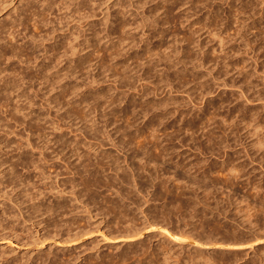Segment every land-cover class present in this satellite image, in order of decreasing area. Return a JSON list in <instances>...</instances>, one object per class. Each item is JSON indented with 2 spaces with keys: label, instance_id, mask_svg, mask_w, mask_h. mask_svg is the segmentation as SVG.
I'll return each instance as SVG.
<instances>
[{
  "label": "rangeland",
  "instance_id": "374dc122",
  "mask_svg": "<svg viewBox=\"0 0 264 264\" xmlns=\"http://www.w3.org/2000/svg\"><path fill=\"white\" fill-rule=\"evenodd\" d=\"M180 1L181 0H174V2L173 0H162V2L161 0H0V53L9 50L13 45L12 47L15 46V49L19 48V50L16 51H23V53H19V58L21 59L24 57V60L22 58L19 61L18 57L17 59H15L16 57L11 58L10 55H7L8 57L4 56L7 58L3 59L4 57H1L3 54H0L4 62L3 63L2 59H0V75L3 73L1 75L2 77L0 76V85H4L7 82H14V84H16L14 88L15 91H19L18 95L17 92L15 93L13 90L15 93V95H13V91H9L8 93V91L3 92L1 91L2 89H0V96H6L5 98H7L4 99V101L2 100L3 102L6 101L3 105L0 103V107L5 109L3 110L0 108V110L3 111H0V128L2 130L5 129L3 131L0 129V202H5L3 210V206H0V216H3L4 213L6 214L4 217L1 216L2 219L0 217V220H3V225L9 226V229L7 228L6 231L2 233L3 235L6 233L8 238L4 239V237H1L2 234L0 233V264H87V262L88 264H104V262L107 264L110 258H112L111 261L114 259L116 261H113L114 263L109 261L110 264H140L141 262V264H264V38L262 39V37H264V3L262 0H250L252 3L249 0H211V2H209L210 0H184L186 3H183V0L182 2ZM188 1H190L189 4ZM220 1H222V3H220ZM225 1L228 7L222 5L225 4ZM246 1L250 4L245 3ZM51 2L52 4L54 3V5H52ZM216 5L221 7L220 10ZM246 5H248L247 8ZM200 6L204 10L200 8ZM189 7L190 9L191 7L194 8L189 10ZM214 9L217 11V14ZM241 11H243V13ZM223 13L227 15L224 16ZM235 14L237 15L235 16ZM144 15H148L152 19L148 16V18L144 17ZM211 15H215L213 16L215 18L211 17ZM216 15L218 17H216ZM257 15L259 16L258 18ZM141 17L147 20H143ZM37 18L41 19L43 22ZM155 18H157L156 21L154 20ZM200 18L203 19L200 20ZM123 19L124 21H122ZM19 20L23 22L21 21L20 23ZM118 20H120V22H118ZM221 20L223 22H221ZM226 20L229 22L227 23ZM191 21L195 22L192 23ZM211 21H214V24L216 23L215 26ZM109 22L110 24H108ZM121 22L123 27L119 26ZM153 22H155L158 27H155L156 24ZM162 22L165 24V27L162 25ZM250 22L251 24H249ZM127 23L134 27L131 26L132 28H130ZM243 23L245 26L242 25ZM227 24L232 26L227 27ZM113 25L115 26L113 27ZM147 25L149 27H147ZM125 26L129 29H125ZM159 26H162L161 28L163 29ZM251 29H253V33ZM158 32H160L159 35ZM107 34H109V36H107ZM152 35L155 36L153 37ZM160 35H162V38ZM30 37L35 41H30ZM107 37L110 38L108 39ZM107 40L112 41L107 42ZM246 41H248V44H245L247 43ZM8 42L10 43L9 45ZM24 42L27 43L25 44ZM30 43H32V45ZM87 43H89V45H86ZM8 46L9 48L7 49ZM149 49L152 52H149ZM257 49L258 51H256ZM45 51H49L48 54H46L47 52ZM50 51L53 53L56 51V55L52 53L55 57ZM46 56H48L50 61ZM9 57L12 60L9 59ZM27 59H29V61ZM30 59H33L34 61H32L34 63H32ZM69 59L71 61H67ZM81 59L83 61L85 60L86 63L85 61L81 62ZM25 60L26 65L23 63ZM21 61L22 63L20 64ZM173 63H175V66ZM76 64L78 66H76ZM9 65L11 68L8 69V67H10ZM72 67H75L73 69L78 67V69L74 71ZM120 68L122 70H120ZM10 69H15L13 71L14 74ZM42 69L46 70L43 71ZM53 70L56 71L57 74H55ZM4 72H7L6 74L8 75ZM16 73L19 76L16 75ZM44 74H46V76L49 74L48 77L50 78L48 80L50 83L47 80L48 77L46 78ZM67 74H70L72 77ZM4 75L8 77H3ZM33 75L36 78H34ZM64 75L66 76L64 77ZM177 75L178 77H176ZM11 76L15 78L9 81L8 78H11ZM40 76L42 77L40 78ZM166 76L171 78L170 80L173 82L169 81ZM44 77L46 79L42 80ZM1 78L7 81L3 83L4 81H1ZM18 78L21 80H18ZM173 78L175 80L179 78L182 82H179L180 80L175 81ZM28 79L29 81H33L29 82ZM62 79H64V81ZM163 79H166L165 82ZM22 80L24 84L18 85L19 82L23 83L21 82ZM39 80H41V82ZM53 82L55 85H53ZM9 86L12 85H8L7 88ZM176 90L178 91L176 92ZM20 92H22V94L25 93L22 95ZM65 94L69 97H64ZM7 95H9V98ZM16 95H21L19 101ZM28 96L30 100L32 99L31 101L28 99ZM20 98H22L21 100L24 101V104ZM103 98L104 100L106 99V102L103 101ZM56 99H60V102L57 103ZM61 99H63L62 102ZM118 99H120V101ZM50 100L52 103L55 100L58 106L55 105V102L50 104L51 106H46L48 104L47 102L51 103ZM10 102L11 104H9ZM84 102L89 104L87 105ZM28 103L30 106H28L29 110L28 107H26ZM15 104H17V106ZM18 104L20 106L23 104V108L26 109L20 108ZM96 106H98V110L94 111ZM10 107L13 108L12 110L16 108V110L22 111L21 113L24 115L21 114L20 111H12ZM51 107L55 108L51 109ZM82 107H84V109ZM42 108L44 111L46 110L45 113H43V110H40ZM7 109L14 113L12 114V112ZM76 111H78L79 114ZM15 112L16 114L19 113L21 116L18 114L16 116ZM40 112L43 114L41 115ZM47 112L49 115H46ZM243 114H247L248 117ZM3 116H5V119ZM37 116L40 118H37ZM87 116L89 117L88 119ZM205 116L208 121L205 120ZM25 117L27 118L24 119ZM199 118L201 122L204 120L203 123L200 122ZM36 119L37 122L39 121L38 123L41 124H39L38 130L41 131L45 129L41 131L43 133H38L39 136L36 134V136L33 135V129L30 132L27 128L30 124L34 125L36 121L33 120ZM18 120L20 121L18 122ZM25 120L27 122H25ZM209 120H211V122ZM15 121L18 123H15ZM54 121L58 123H54ZM19 124L21 125L19 126ZM23 124L24 127H21ZM58 125L60 126L58 127ZM185 125L190 128H185ZM49 126H52V129H50ZM53 127L55 129H53ZM37 132L39 131L36 130V133ZM208 133H210L212 137H210ZM33 136H35L36 139ZM25 138L28 140V143L25 142L27 141ZM157 139L159 140L157 141ZM29 141L33 145L29 143ZM157 142L161 144L158 146V144H156ZM29 144H31L30 147L32 148L28 147ZM154 144H156L155 147ZM33 147L35 148L33 149ZM152 147H154L155 151L158 150L159 152L152 150ZM161 149L163 153H160L162 152ZM147 151L151 152L149 153ZM145 153L148 154L145 155ZM156 153L158 156H155ZM24 159L28 164L34 161L32 164L36 166L31 164L30 165L33 167L29 166L25 163ZM146 159L147 162H145ZM106 160L109 162L112 160L113 162L111 161V163L113 166L109 162L107 166ZM97 162L100 163L102 167ZM154 164L159 167L157 168ZM73 165L75 170L73 169ZM96 167L97 169L99 167L97 170L98 172L95 170ZM110 167L114 168L111 169ZM128 167L129 169H127ZM85 168H88L87 172ZM78 169L82 171L80 172ZM72 171L75 172V174ZM114 171L116 174L117 172L119 173L116 175ZM121 173L123 175H121ZM124 174H127V176H124ZM90 175L96 179L92 178ZM88 177L91 178L90 180L93 182L90 181ZM109 177L112 181H108L111 180ZM115 177H120L122 179L119 178V181ZM82 178L84 179L81 180ZM126 179H128L129 182ZM103 181L106 186L107 184L109 185L106 187ZM133 181L134 184H132ZM14 187L17 189L14 190ZM70 189H74L72 192L74 191L73 193L77 195L76 198L74 197L75 195L73 196V193H70ZM167 189L170 190L166 191ZM23 190L26 191L24 192ZM117 190L119 191L117 192ZM14 191L16 195L18 193L20 194L16 196ZM28 191L29 193L27 194ZM21 192L23 193L21 194ZM120 192L122 196H119L121 195ZM31 193H33V195ZM112 193H114V195ZM123 193L125 195L128 193V196H126L127 199L123 196ZM11 194L13 196H11ZM178 194L181 196H178ZM21 195L24 199L21 198ZM8 196L14 201L11 206V202L8 203L10 200ZM32 197H36V201L43 207H39L41 212H44L42 209H47V206L49 208L51 205L55 207L54 210L56 212L54 211L55 213L53 215L49 214L50 218L48 214H46L47 216L42 214L43 217L39 212L37 215H40V218L35 214L37 219L30 222H23V220H20L19 216H17L19 219L18 221H15V219H17L15 217V219L9 218L10 216H14V214L15 216L18 215V208H20L21 212H23L22 210L24 208V212L26 213L27 211L25 209L28 210V207L25 208L26 205L30 202L36 203L35 199ZM29 198L31 199L30 202L28 200ZM70 198L73 199L71 200ZM74 198L79 199L73 201ZM6 200L8 201L6 202ZM69 202L71 204H69ZM18 203L20 207H18ZM57 205L61 210L63 207L66 209L65 206L68 207L67 209H69V211L71 208L73 209H71V212L67 209V212L65 210L61 211L60 209L58 211V208H56ZM188 205H190V207ZM16 206L18 207L17 210ZM7 207L11 208L9 209ZM189 209L190 211H188ZM4 210L7 211V213ZM142 211H144L145 214H143L144 212ZM193 211L195 213H193ZM67 213L69 214L66 216ZM148 213L150 214L149 218L147 215ZM123 214L127 216H125L126 219ZM141 214H143V216ZM25 215L27 214H24V218H26ZM119 215L120 217L122 216V219L120 218L121 220L118 218ZM58 216L63 218L61 219ZM47 217L48 219L46 220L45 218ZM56 217H58V219ZM66 217H68V220ZM145 217H147V220ZM3 218H5L6 224H4L5 221ZM116 218L118 220H116ZM129 218L130 220L132 219L131 222ZM151 218L157 219H153L154 221L152 220L150 224ZM39 219L42 222L46 221V223L44 222L41 225ZM69 219L72 221L71 224ZM52 220H54L57 225L59 221H61L58 225L59 227L53 228V225L50 223L53 222ZM125 220H127V223L130 222L131 225L128 223L127 226ZM163 220H166L165 222L167 224ZM36 221H39L37 226H35V223H37ZM32 223H34V225ZM47 224H49V228ZM62 224L63 227L61 228ZM68 224L71 227L67 226ZM138 224H143V226ZM50 226L53 231L56 229L54 231L55 233L52 232ZM136 226L140 227L136 228ZM65 227H70L69 231ZM10 228L14 231L12 229L10 230ZM138 228L142 229L140 230ZM62 230L63 232L65 231V233H63ZM126 230L127 235L125 233ZM131 230L134 232L137 231V235L133 234L134 232ZM56 231L57 234L59 233L58 236L55 235ZM122 231L124 232L122 233ZM130 231L132 233L131 236ZM13 232L17 235L16 239H14L16 235L13 237V234H10ZM50 233L53 236L48 235ZM68 233H71V235L68 236ZM76 233H79L78 236L74 235ZM184 233L185 236H183ZM45 236L46 238H44ZM176 237L179 238L177 239ZM208 238H210L211 241ZM179 239L182 242H180ZM200 239L203 241V244ZM214 239L215 242H213ZM41 240L44 241L42 242ZM206 240L209 241V244H207L208 242ZM236 240H238V242ZM189 241H196V243L198 242L199 244L195 243L196 246L195 244L191 245ZM133 249L135 250L133 251ZM162 253L164 256L168 255L164 257ZM122 256L127 259L125 260ZM163 259L167 261L165 262ZM43 260L45 263H43ZM53 260H55V263ZM117 260H119V262Z\"/></svg>",
  "mask_w": 264,
  "mask_h": 264
},
{
  "label": "bare ground",
  "instance_id": "6f19581e",
  "mask_svg": "<svg viewBox=\"0 0 264 264\" xmlns=\"http://www.w3.org/2000/svg\"><path fill=\"white\" fill-rule=\"evenodd\" d=\"M50 1H51V0H50ZM71 1H72V0H71ZM176 1H177V0H176ZM183 1H184V0H183ZM192 1H193V0H192ZM192 1H191V2H192ZM207 1H208V0H207ZM215 1H216V0H215ZM226 1H227V0H226ZM226 1H225V4H222V5H226ZM232 1H233V0H232ZM237 1H238V0H237ZM249 1H250V0H249ZM61 2H62V1H61ZM81 2H82V1H81ZM83 2H84V1H83ZM161 2H162V0H161ZM165 2H166V1H165ZM167 2H168V1H167ZM171 2H172V1H171ZM173 2H174V0H173ZM180 2H182V0H181ZM189 2H190V1H188V4H189ZM209 2H211V0H210ZM234 2H235V1H234ZM250 2H251V1H250ZM253 2H254V1H253ZM256 2H257V1H256ZM256 2H255V4H256ZM262 2L264 3L263 0H262ZM183 3H186V1H184ZM220 3H222V1H220ZM242 3H243V2H242ZM245 3H249V2L246 1ZM251 3H252V2H251ZM259 3H260V2H259ZM51 4H52V2H51ZM79 4H80V3H79ZM94 4H95V3H94ZM163 4H164V3H163ZM168 4H169V3H168ZM172 4H173V3H172ZM179 4H180V3H179ZM190 4H192V3H190ZM193 4H194V3H193ZM208 4H209V3H208ZM211 4H212V3H211ZM213 4H214V3H213ZM216 4H217V3H216ZM239 4H240V3H239ZM249 4H250V3H249ZM253 4H254V3H253ZM255 4H254V5H255ZM52 5H54V3H53ZM52 5H51V6H52ZM55 5H56V4H55ZM62 5H63V4H62ZM74 5H75V4H74ZM83 5H84V4H83ZM176 5H177V4H176ZM186 5H187V4H186ZM217 5H218V4H217ZM217 5H216V6H217ZM258 5H259V4H258ZM258 5H257V6H258ZM260 5L262 6L261 3H260ZM47 6H48V4H47ZM92 6H93V5H92ZM94 6H95V5H94ZM166 6H167V5H166ZM182 6H183V5H182ZM190 6H191V5H190ZM193 6H194V5H193ZM216 6H215V7H216ZM226 6H227V5H226ZM237 6H238V5H237ZM247 6H248V5H246V8H247ZM263 6H264V5H263ZM263 6H262V7H263ZM49 7H50V5H49ZM86 7H87V6H86ZM194 7H196V6H194ZM194 7H191V9L194 8ZM197 7H199V6H197ZM217 7H219V6H217ZM227 7H228V6H227ZM241 7H242V6H241ZM252 7H253V6H252ZM252 7H251V8H252ZM259 7H260V6H259ZM74 8H75V7H74ZM79 8H80V7H79ZM81 8H84V7H81ZM181 8H182V7H181ZM200 8H202V7L200 6ZM220 8H221V7H219V10H220ZM242 8H243V7H242ZM246 8H245V9H246ZM87 9H88V8H87ZM191 9H190V7H189V10H191ZM196 9H197V8H196ZM202 9H203V8H202ZM202 9H201V10H202ZM222 9H223V8H222ZM222 9H221V10H222ZM226 9H227V8H226ZM235 9H236V8H235ZM238 9H239V7H238ZM238 9H237V10H238ZM240 9H241V8H240ZM249 9H250V7H249ZM257 9H258V8H257ZM74 10H75V9H74ZM77 10H78V9H77ZM157 10H158V9H157ZM157 10H156V11H157ZM203 10H204V9H203ZM209 10H210V8H209ZM214 10H215V9H214ZM227 10H228V9H227ZM250 10H251V9H250ZM261 10H262V9H261ZM43 11H44V10H43ZM82 11H85V10H82ZM156 11H155V12H156ZM238 11H240V10H238ZM238 11H237V12H238ZM253 11H254V9H253ZM259 11H260V10H259ZM259 11H258V12H259ZM78 12H79V11H78ZM157 12H158V11H157ZM210 12H211V11H210ZM215 12H216V14H217V11H216V10H215ZM215 12H213V13H215ZM218 12H219V11H218ZM223 12H224V10H223ZM228 12H229V11H228ZM241 12L243 13V11H241ZM241 12H240V13H241ZM244 12H245V11H244ZM261 12H262V11H261ZM263 12H264V9H263ZM41 13H42V12H41ZM115 13H116V12H115ZM219 13H220V12H219ZM224 13H225V12H224ZM224 13H223V14H224ZM226 13H227V12H226ZM229 13H230V12H229ZM249 13H250V12H249ZM42 14H43V13H42ZM117 14H118V13H117ZM149 14H150V13H149ZM149 14H148V15H149ZM153 14H155V13H153ZM202 14H203V13H202ZM252 14H253V13H252ZM256 14H257V13H256ZM261 14H262V13H261ZM108 15H109V14H108ZM118 15H119V14H118ZM122 15H123V14H122ZM148 15H146V16L144 15V17H147ZM160 15H161V14H160ZM194 15H195V14H194ZM203 15H204V14H203ZM225 15H227V14H224V16H225ZM230 15H231V13H230ZM236 15H237V14H235V16H236ZM250 15H251V13H250ZM262 15H263V14H262ZM113 16L115 17L114 14H113ZM151 16H152V15H151ZM158 16H159V15H158ZM213 16H215V15H211V17H213ZM220 16H221V14H220ZM238 16H239V15H238ZM244 16H245V15H244ZM21 17H22V16H21ZM27 17H28V16H27ZM39 17H40V16H39ZM120 17H121V16H120ZM131 17H132V16H131ZM148 17L150 18V16H148ZM148 17H147V18H148ZM153 17H156V16H153ZM160 17H162V16H160ZM205 17H206V16H205ZM205 17H204V18H205ZM216 17H218V16L216 15ZM228 17H229V14H228ZM249 17H251V16H249ZM258 17H259V16L257 15V18H258ZM141 18H142V17H141ZM174 18H175V17H174ZM213 18H215V17H213ZM213 18H212V20H213ZM225 18H227V17H225ZM231 18H232V16H231ZM237 18H238V17H237ZM261 18H262V17H261ZM37 19H39V18H37ZM42 19H43V18H42ZM142 19H143V18H142ZM142 19H141V20H142ZM150 19H152V18H150ZM156 19H157V18H155L154 20L156 21ZM202 19H203V18H202ZM202 19L200 18V20H202ZM29 20H30V19H29ZM39 20H41V19H39ZM44 20H45V18H44ZM105 20H107V19H105ZM143 20H147V19L144 18ZM158 20H159V17H158ZM160 20H161V19H160ZM162 20H163V19H162ZM179 20H180V19H179ZM207 20H208V19H207ZM214 20H215V19H214ZM230 20H231V19H230ZM232 20H233V19H232ZM250 20H251V19H250ZM261 20H263V19H261ZM19 21H20V20H19ZM21 21H22V20H21ZM21 21H20V23H21ZM25 21H26V20H25ZM25 21H24V23H25ZM41 21H42V20H41ZM122 21H124V19H123ZM125 21H126V20H125ZM150 21H153V20H150ZM205 21H206V20H205ZM216 21H217V19H216ZM226 21H227V20H226ZM226 21H225V22H226ZM248 21H249V20H248ZM253 21H254V20H253ZM14 22H15V21H14ZM22 22H23V21H22ZM42 22H43V21H42ZM104 22H105V21H104ZM118 22H120V20H118ZM126 22H127V21H126ZM126 22H125V23H126ZM129 22H130V21H129ZM141 22H143V21H141ZM146 22H147V21H146ZM158 22H159V21H158ZM191 22H192V21H191ZM191 22H190V23H191ZM193 22H195V21H193ZM193 22H192V23H193ZM202 22H204V21H202ZM211 22H212V21H211ZM213 22H214V21H213ZM213 22H212V23H213ZM221 22H223V21L221 20ZM228 22H229V21H227V23H228ZM236 22H237V21H236ZM254 22H255V21H254ZM260 22H261V21H260ZM20 23H19V24H20ZM35 23H36V22H35ZM133 23H134V22H133ZM153 23H155V22H153ZM178 23H179V22H178ZM180 23H181V22H180ZM187 23H188V22H187ZM192 23H191V24H192ZM217 23H218V22H217ZM238 23H239V22H238ZM246 23H247V22H246ZM13 24H14V23H13ZM104 24H105V23H104ZM108 24H110V22H109ZM108 24H107V25H108ZM121 24H122V22L119 24L120 27L122 26ZM127 24H128V23H127ZM131 24H132V23H131ZM139 24H140V23H139ZM146 24H147V23H146ZM155 24H156V23H155ZM181 24H182V23H181ZM183 24H184V23H183ZM194 24H195V23H194ZM207 24H208V22H207ZM207 24H206V25H207ZM213 24H214V23H213ZM215 24H216V23H215ZM215 24H214V26H215ZM230 24H231V23H230ZM236 24H237V23H236ZM249 24H251V22H250ZM4 25H5V24H4ZM11 25H12V24H11ZM17 25H18V24H17ZM24 25H25V24H24ZM128 25H129L130 28H132L131 26H133V25L130 26V24H128ZM134 25H135V23H134ZM140 25H141V24H140ZM143 25H144V24H143ZM143 25H142V26H143ZM149 25H150V24H149ZM158 25H159V24H158ZM160 25H161V24H160ZM162 25H164V27H165V24H164L163 22H162ZM198 25H199V24H198ZM202 25H203V23H202ZM211 25H212V24H211ZM227 25H228L227 27L232 26V25H229V24H227ZM242 25L245 26L244 23H243ZM255 25H256V24H255ZM255 25H254V26H255ZM261 25H262V24H261ZM19 26H20V25H19ZM114 26H115V25H113V27H114ZM116 26H117V25H116ZM126 26H127V25H126ZM126 26H125V27H126ZM138 26H139V25H138ZM142 26H141V27H142ZM150 26H151V25H150ZM156 26H157V24L155 25V27H156ZM236 26H237V25H236ZM240 26H241V25H240ZM240 26H239V27H240ZM256 26H257V25H256ZM122 27H123V26H122ZM127 27H128V26H127ZM127 27H126L125 29H129V28H127ZM133 27H134V26H133ZM147 27H149V26L147 25ZM151 27H152V26H151ZM155 27H154V28H155ZM157 27H158V26H157ZM159 27H160V26H159ZM161 27H162V26H161ZM161 27H160V28H161ZM218 27H219V26H218ZM10 28H11V27H10ZM15 28H16V27H15ZM18 28H19V27H18ZM213 28H214V27H213ZM215 28H216V27H215ZM220 28H221V27H220ZM222 28H223V26H222ZM248 28H249V27H248ZM250 28H252V27H250ZM260 28H261V27H260ZM111 29H112V28H111ZM150 29H151V28H150ZM161 29H163V28H161ZM237 29H238V28H237ZM261 29H262V28H261ZM123 30H124V28H123ZM146 30H147V28H146ZM156 30H157V28H156ZM156 30H155V31H156ZM238 30H239V29H238ZM251 30H252V33H253V29H251ZM251 30H250V31H251ZM263 30H264V29H263ZM17 31H18V30H17ZM17 31H16V32H17ZM40 31H41V30H40ZM43 31H44V30H43ZM152 31H153V30H152ZM239 31H240V30H239ZM127 32H128V31H127ZM148 32H149V30H148ZM259 32H261V31H259ZM14 33H15V32H14ZM110 33H111V32H110ZM110 33H109V34H110ZM112 33H113V31H112ZM159 33H160V32H158V35H159ZM163 33H164V32H163ZM243 33H244V32H243ZM17 34H18V33H17ZM109 34H107V36H109ZM151 34H153V33H151ZM250 34H251V33H250ZM254 34H255V33H254ZM259 34H260V33H259ZM262 34H263V32H262ZM24 35H25V34H24ZM30 35H31V34H30ZM147 35H148V34H147ZM147 35H146V36H147ZM149 35H150V34H149ZM246 35H247V34H246ZM26 36H27V35H26ZM26 36H25V37H26ZM39 36H40V35H39ZM110 36H111V35H110ZM152 36L154 37L155 35H152ZM160 36H161V38H162V35H160ZM249 36H250V35H249ZM25 37H24V38H25ZM31 37H32V36H31ZM31 37H30V39H29L30 41L33 39V37H32V39H31ZM148 37H149V36H148ZM261 37H262V36H261ZM12 38H13V37H12ZM27 38H28V37H27ZM107 38H108V37H107ZM109 38H110V37H109ZM109 38H108V39H109ZM113 38H114V37H113ZM145 38H146V37H145ZM156 38H157V36H156ZM237 38H238V37H237ZM253 38H254V37H253ZM263 38H264V37H262V39H263ZM34 39H35V37H34ZM40 39H41V38H40ZM45 39H46V38H45ZM149 39H150V37H149ZM221 39H222V38H221ZM11 40H13V39H11ZM141 40H143V39H141ZM254 40H255V39H254ZM263 40H264V39H263ZM20 41H21V40H20ZM30 41H29V42H30ZM32 41L34 42L35 40H32ZM42 41H43V40H42ZM108 41H110V40H107V42H108ZM111 41H112V40H111ZM111 41H110V42H111ZM147 41H148V40H147ZM149 41H150V40H149ZM240 41H241V40H240ZM251 41H252V40H251ZM9 42H10V41H9ZM9 42H8V45L10 44ZM13 42H14V41H13ZM16 42H17V41H16ZM86 42H87V41H86ZM117 42H118V41H117ZM143 42H144V41H143ZM145 42H146V41H145ZM220 42H222V41H220ZM234 42H235V41H234ZM246 42H247V43H245V44H248V41H246ZM249 42H250V41H249ZM6 43H7V42H6ZM17 43H18V42H17ZM24 43H25V42H24ZM26 43H27V42H26ZM26 43H25V44H26ZM35 43H36V42H35ZM112 43H113V42H112ZM147 43H149V42H147ZM147 43H146V44H147ZM236 43H237V42H236ZM242 43H243V42H242ZM250 43H252V42H250ZM253 43H254V42H253ZM260 43H261V42H260ZM14 44H15V43H14ZM30 44L32 45V43H30ZM30 44H29V45H30ZM90 44H91V43H90ZM105 44H106V43H105ZM245 44H244V45H245ZM254 44H255V43H254ZM27 45H28V44H27ZM68 45H70V44H68ZM71 45H72V44H71ZM86 45H89V43H87ZM97 45H98V44H97ZM115 45H116V44H115ZM115 45H114V46H115ZM255 45H256V44H255ZM263 45H264V43H263ZM0 46H1V45H0ZM2 46H3V45H2ZM6 46H7V45H6ZM12 46H13V45H12ZM12 46L10 47L9 50L4 51L3 53H0V54H3V55H1V57L7 56V55L9 56V55H10L11 58H12V57H16L15 59H17V57H18V60H19V61H20L22 58H23V60H24V57H22L21 59L19 58V55H20L21 53H23V51H22V50H20V51H22V52H18V51H16V50H19V48H18L19 46L17 47L18 49H15V46H14V47H12ZM65 46H66V45H65ZM74 46H75V45H74ZM146 46H147V45H146ZM245 46H246V45H245ZM248 46H249V45H248ZM256 46H257V45H256ZM3 47H4V46H3ZM21 47H22V46H21ZM26 47H28V46H26ZM35 47H36V46H35ZM66 47H67V46H66ZM81 47H82V46H81ZM253 47H254V46H253ZM263 47H264V46H263ZM8 48H9V46L7 47V49H8ZM67 48H68V47H67ZM75 48H76V47H75ZM256 48H257V47H256ZM256 48H255V49H256ZM258 48H259V47H258ZM0 49H1V47H0ZM22 49H24V48H22ZM57 49H58V48H57ZM57 49H56V50H57ZM97 49H98V48H97ZM249 49H250V48H249ZM260 49H261V48H260ZM2 50H3V48H2ZM2 50H1V51H2ZM30 50H31V49H30ZM51 50H52V49H51ZM104 50H105V49H104ZM113 50H114V49H113ZM151 50H152V48H151ZM151 50L149 49V52H150ZM26 51H27V50H26ZM57 51H58V50H57ZM76 51H78V50H76ZM79 51H80V50H79ZM114 51H115V50H114ZM252 51H253V50H252ZM256 51H258V49H257ZM256 51H255V53H256ZM45 52H47L46 54H48L49 51H45ZM65 52H66V51H65ZM151 52H152V51H151ZM19 53H20V54H19ZM26 53H27V52H26ZM26 53H25V54H26ZM29 53H30V52H29ZM50 53L52 54L53 52L50 51ZM54 53H55V55H56V51H55ZM54 53H53V54H54ZM66 53H67V52H66ZM73 53H74V52H73ZM94 53H95V52H94ZM103 53H104V52H103ZM105 53H106V52H105ZM115 53H116V52H115ZM117 53H118V52H117ZM255 53H253V54H255ZM261 53H262V52H261ZM32 54H33V53H32ZM53 54H52V55H53ZM68 54H69V53H68ZM79 54H80V53H79ZM119 54H120V53H119ZM30 55H31V54H30ZM33 55H34V54H33ZM33 55H32V58H33ZM66 55H67V54H66ZM73 55H74V54H73ZM86 55H87V54H86ZM112 55H113V54H112ZM158 55H159V54H158ZM262 55H263V54H262ZM8 56H7V57H8ZM23 56H27V55H23ZM44 56H45V55H44ZM53 56H54V55H53ZM79 56H80V55H79ZM82 56H83V55H82ZM151 56H152V55H151ZM156 56H157V55H156ZM250 56H251V55H250ZM1 57H0V59H2ZM7 57H4L3 59H6ZM20 57H21V56H20ZM30 57H31V56H30ZM46 57L48 58V56H46ZM49 57H50V54H49ZM54 57H55V56H54ZM64 57H65V56H64ZM64 57H63V58H64ZM74 57H75V56H74ZM76 57H77V54H76ZM109 57H110V55H109ZM119 57H120V56H119ZM251 57H252V56H251ZM251 57H250V58H251ZM255 57H256V55H255ZM11 58L9 57V59H11ZM25 58H26V57H25ZM28 58H29V56H28ZM42 58H43V57H42ZM52 58H53V57H52ZM252 58H254V57H252ZM263 58H264V55H263ZM3 59H2V62H3ZM13 59H14V58H13ZM35 59H36V58H35ZM54 59H57V58H54ZM60 59H61V57H60ZM67 59H68V58H67ZM71 59H72V58H71ZM73 59H75V58H73ZM84 59H85V58H84ZM113 59H114V58H113ZM151 59H152V57H151ZM159 59H161V58H159ZM159 59H158V60H159ZM259 59H260V56H259ZM11 60H12V59H11ZM27 60L29 61V59H27ZM30 60H31V59H30ZM32 60H33V59H32ZM32 60H31V61H32ZM42 60H43V59H42ZM48 60L50 61L49 58H48ZM64 60H65V59H64ZM77 60H78V58H77ZM79 60H80V59H79ZM101 60H102V59H101ZM111 60H112V59H111ZM202 60H203V59H202ZM257 60H258V59H257ZM7 61H8V60H7ZM15 61H16V60H15ZM33 61H34V60H33ZM33 61H32V63H34ZM44 61H45V60H44ZM44 61H43V62H44ZM56 61H58V60H56ZM56 61H55V62H56ZM67 61H71V60L69 59V60H67ZM84 61H85V60H84ZM84 61L81 59V62H84ZM103 61H104V60H103ZM43 62H42V63H43ZM51 62H52V59H51ZM173 62H174V61H173ZM188 62H189V61H188ZM196 62H197V61H196ZM201 62H203V61H201ZM3 63H4V62H3ZM11 63H12V62H11ZM11 63H10V64H11ZM21 63H22V61L20 62V64H21ZM23 63L25 64V63H26V60H25V62H23ZM29 63H31V62H29ZM29 63H28V65H29ZM32 63H31V64H32ZM42 63H41V64H42ZM85 63H86V61H85ZM186 63H187V62H186ZM189 63H190V62H189ZM221 63H222V62H221ZM20 64H19V65H20ZM37 64H38V63H37ZM68 64H69V63H68ZM71 64H72V63H71ZM71 64H70V65H71ZM79 64H80V63H79ZM173 64H174V66H175V63H173ZM182 64H183V63H182ZM194 64H195V63H194ZM205 64H206V63H205ZM223 64H224V63H223ZM3 65H4V64H3ZM6 65H7V64H6ZM19 65H18V66H19ZM25 65H26V64H25ZM64 65H65V64H64ZM82 65H83V63H82ZM82 65H81V66H82ZM84 65H85V64H84ZM117 65H118V64H117ZM168 65H169V64H168ZM183 65H184V64H183ZM190 65H191V64H190ZM4 66H5V65H4ZM9 66H10V65H9ZM15 66H16V65H15ZM35 66H36V65H35ZM37 66H38V65H37ZM45 66H46V65H45ZM47 66H48V65H47ZM50 66H51V65H50ZM50 66H49V67H50ZM68 66H69V65H68ZM68 66H67V68H68ZM76 66H78V65L76 64ZM149 66H150V65H149ZM174 66H172V67H174ZM79 67H80V66H79ZM166 67H167V66H166ZM176 67H177V66H176ZM202 67H203V66H202ZM6 68H7V67H6ZM9 68H11V66L8 67V69H9ZM29 68H30V67H29ZM39 68H40V67H39ZM47 68H48V67H47ZM67 68H66V69H67ZM70 68H71V67H70ZM73 68H75V67H72V69H73ZM81 68H82V67H81ZM90 68H91V67H90ZM12 69H13V68H12ZM48 69H49V68H48ZM51 69H52V67H51ZM72 69H71V70H72ZM76 69H78V67H76ZM76 69H73V70L75 71ZM79 69H80V68H79ZM166 69H167V68H166ZM172 69H174V68H172ZM241 69H242V68H241ZM10 70H11V69H10ZM14 70H15V69H14ZM14 70H11V72L13 73ZM42 70H43V69H42ZM45 70H46V69H45ZM45 70H43V71H45ZM56 70H57V69H56ZM71 70H70V71H71ZM80 70H81V69H80ZM80 70H79V72H80ZM120 70H122V69L120 68ZM1 71H2V69H1ZM4 71H5V70H4ZM16 71H17V69H16ZM24 71H25V70H24ZM66 71H68V70H66ZM149 71H150V70H149ZM166 71H167V70H166ZM173 71H174V70H173ZM176 71H178V70H176ZM179 71H180V70H179ZM11 72H10V73H11ZM48 72H49V71H48ZM53 72H55V74H57L56 71L53 70ZM71 72H72V71H71ZM76 72H77V71H76ZM76 72H74V73H76ZM182 72H183V71H182ZM4 73H5V72H4ZM6 73H7V72H6ZM6 73H5V74H6ZM12 73H11V75H12ZM18 73H20V72H18ZM25 73H26V72H25ZM31 73H32V72H31ZM42 73H44V72H42ZM68 73H69V72H68ZM74 73H73V75H74ZM77 73H78V72H77ZM147 73H148V72H147ZM160 73H161V71H160ZM173 73H174V72H173ZM194 73H195V72H194ZM2 74H3V73H2ZM2 74H1V75H2ZM13 74H14V73H13ZM26 74H27V73H26ZM38 74H40V73H38ZM38 74H37V75H38ZM65 74H66V73H65ZM149 74H150V73H149ZM157 74H158V73H157ZM1 75H0V76H1ZM6 75H8V74H6ZM16 75H18V74L16 73ZM34 75H35V74H34ZM34 75H33V76H34ZM37 75H36V76H37ZM44 75L46 76V74H44ZM67 75H70V74H67ZM143 75H144V74H143ZM175 75H176V74H175ZM178 75H179V74H178ZM178 75H177L176 77H178ZM181 75H182V74H181ZM183 75H184V73H183ZM14 76H15V75H14ZM14 76H11V78H12V77H13V78H12V79H11V78H8V80L11 81V80H13L15 77H17V76H15V77H14ZM18 76H19V75H18ZM24 76H25V75H24ZM29 76H30V75H29ZM31 76H32V75H31ZM38 76H39V75H38ZM48 76H49V74H48ZM48 76H46V78H47ZM65 76H66V75H64V77H65ZM70 76H71V75H70ZM70 76H69V77H70ZM167 76H169V75H167ZM167 76H166V77H167ZM179 76H180V75H179ZM200 76H201V75H200ZM246 76H247V75H246ZM1 77H2V76H1ZM3 77H8V76H5V75H4ZM9 77H10V74H9ZM20 77H22V76H20ZM20 77H19V78H20ZM41 77H42V76H40V78H41ZM71 77H72V76H71ZM71 77H70V78H71ZM119 77H120V76H119ZM121 77H122V76H121ZM160 77H161V76H160ZM171 77H172V76H171ZM242 77H243V76H242ZM19 78H18V80H21V79H19ZM23 78H24V77H23ZM26 78H27V76H26ZM30 78H31V77H30ZM32 78H33V77H32ZM34 78H36V77L34 76ZM46 78L44 77L42 80H45ZM49 78H50V77H48L47 80H48ZM67 78H68V76H67ZM167 78H168V77H167ZM174 78H175V77H174ZM174 78H173V79H174ZM187 78H188V77H187ZM198 78H199V77H198ZM2 79H3V78H1V81H4V80H2ZM6 79H7V78H6ZM16 79H17V78H16ZM55 79H58V78H55ZM55 79H54V80H55ZM120 79H121V78H120ZM168 79H169V81H172V80H170L171 78H168ZM175 79H177V78H175ZM175 79H174V80H175ZM181 79H182V78H181ZM184 79H185V78H184ZM195 79H196V78H195ZM25 80H26V79H25ZM47 80H46V81H47ZM62 80L64 81V79H62ZM161 80H162V79H161ZM163 80H164V79H163ZM165 80H166V79H165ZM165 80H164V82H165ZM178 80H180V79L178 78ZM178 80H175V81H178ZM196 80H197V79H196ZM246 80H247V79H246ZM6 81H7V80H5L3 83H5ZM28 81H29V79H28ZM31 81H33V80H31ZM31 81H29V82H31ZM39 81L41 82V80H39ZM125 81H126V80H125ZM159 81H160V80H159ZM192 81H193V80H192ZM194 81H195V80H194ZM17 82H18V81H17ZM21 82H23V80H22ZM25 82H27V81H25ZM29 82H28V83H29ZM42 82H43V81H42ZM48 82H49V80H48ZM162 82H163V81H162ZM172 82H173V81H172ZM179 82H182V81L180 80ZM249 82H250V81H249ZM0 83H1V82H0ZM7 83H9V82H7ZM7 83H5L6 85H5V84H4V85H0V86L2 87V88L0 87V89H2L1 91H3V92H7V91H8V93H9V91H10V92H12L13 90L15 91L14 88L16 87V84H14V82L9 83V84H7ZM46 83H47V82H46ZM46 83H45V84H46ZM49 83H50V82H49ZM51 83H52V82H51ZM57 83H58V82H57ZM169 83H171V82H169ZM184 83H185V82H184ZM192 83H193V82H192ZM19 84H24V82H23V83H20V82H19L18 85H19ZM47 84H48V83H47ZM121 84H122V83H121ZM121 84H120V85H121ZM8 85H12V86H9V87L7 88ZM53 85H55L54 82H53ZM168 85H169V84H168ZM185 85H186V84H185ZM21 86H22V85H21ZM21 86H20V87H21ZM48 86H49V85H48ZM48 86H47V87H48ZM60 86H61V85H60ZM60 86H59V87H60ZM63 86H64V85H63ZM121 86H122V85H121ZM172 86H173V85H172ZM182 86H183V85H182ZM25 87H26V86H25ZM52 87H53V86H52ZM185 87H186V86H185ZM205 87H206V86H205ZM17 88L20 89L19 87H17ZM22 88H23V87H22ZM56 88H57V87H56ZM56 88H55V89H56ZM60 88H61V87H60ZM67 88H68V87H67ZM173 88H174V87H173ZM194 88H195V87H194ZM197 88H198V87H197ZM26 89H28V88H26ZM26 89H25V90H26ZM51 89H53V88H51ZM55 89H54V90H55ZM65 89H66V87H65ZM16 90H17V89H16ZM54 90H53V91H54ZM56 90H57V89H56ZM60 90H61V89H60ZM60 90H59V91H60ZM174 90H175V89H174ZM194 90H196V89H194ZM14 91L12 92L13 95H15L16 92H17V94L19 95V93H18L19 91H18V90L15 91V93H14ZM27 91H28V90H27ZM53 91H51V92H53ZM68 91H69V90H68ZM171 91H172V90H171ZM177 91H178V90H176V92H177ZM61 92H62V90H61ZM64 92H65V91H64ZM187 92H188V91H187ZM12 93H11V94H12ZM20 93L22 94V92H20ZM24 93H25V92H24ZM24 93H23V94H24ZM26 93H27V92H26ZM34 93H35V92H34ZM57 93H58V92H57ZM57 93H56V94H57ZM59 93H60V92H59ZM62 93H63V92H62ZM168 93H169V92H168ZM188 93H189V92H188ZM199 93H200V92H199ZM201 93H202V92H201ZM11 94H10V95H11ZM23 94H22V95H23ZM28 94H29V93H28ZM28 94H27V95H28ZM60 94H61V93H60ZM60 94H59V95H60ZM63 94H64V93H63ZM68 94H69V93H68ZM101 94H102V93H101ZM104 94H105V93H104ZM120 94H121V93H120ZM255 94H256V93H255ZM2 95H4V94H2ZM18 95H16V96H18ZM51 95H52V94H51ZM57 95H58V94H57ZM61 95H62V94H61ZM69 95H70V94H69ZM222 95H223V94H222ZM256 95H257V94H256ZM258 95H259V94H258ZM8 96H9V95H7V97H8ZM16 96H15V97H16ZM20 96H21V95H20ZM20 96H18V99L16 98L18 101H19V97H20ZM45 96H46V94H45ZM66 96H68V95L65 94L64 97H66ZM70 96H71V95H70ZM218 96H219V95H218ZM5 97H6V96H4V97H1V96H0V101H2V100L4 101V99H7V98H5ZM26 97H27V96H26ZM32 97H33V96H32ZM37 97H38V96H37ZM51 97H52V96H51ZM55 97H56V95H55ZM55 97H54V98H55ZM58 97H59V96H58ZM62 97H63V96H62ZM68 97H69V96H68ZM103 97H104V95H103ZM130 97H131V96H130ZM221 97H222V96H221ZM256 97H257V96H256ZM8 98H9V97H8ZM10 98H11V97H10ZM48 98H49V97H48ZM54 98H53V99H54ZM56 98H57V97H56ZM60 98H61V97H60ZM66 98H67V97H66ZM66 98H64V99H66ZM166 98H167V97H166ZM217 98H218V97H217ZM16 99H15V100H16ZM21 99H22V98H20V100H21ZM23 99H24V98H23ZM26 99H27V98H26ZM28 99H29V96H28ZM42 99H43V98H42ZM46 99H47V98H46ZM49 99H50V98H49ZM51 99H52V98H51ZM86 99H87V98H86ZM257 99H258V98H257ZM257 99H256V100H257ZM15 100H14V101H15ZM29 100H30V99H29ZM31 100H32V99H31ZM31 100H30V101H31ZM56 100H57V99H56ZM59 100H60V99H59ZM59 100H57L56 102L59 103V102H60ZM62 100H63V99H61V102H62ZM98 100H99V99H98ZM98 100H97V101H98ZM118 100L120 101V99H118ZM260 100H261V99H260ZM3 101H2V102H3ZM9 101H10V100H9ZM9 101H7V102H9ZM21 101H23V100H21ZM21 101H20V102H21ZM50 101H51V100H50ZM65 101H66V100H65ZM78 101H79V100H78ZM88 101H89V100H88ZM103 101L106 102V99L104 100V98H103ZM168 101H169V100H168ZM201 101H202V100H201ZM2 102H0V103L3 105L6 101L3 102V103H2ZM16 102H17V101H16ZM26 102H27V101H26ZM54 102H55V100H54ZM54 102H53V103H54ZM56 102H55V105H56ZM63 102H64V101H63ZM89 102H90V101H89ZM98 102H100V101H98ZM107 102H108V101H107ZM175 102H176V101H175ZM213 102H214V101H213ZM12 103H13V102H12ZM17 103H18V102H17ZM21 103H22V102H21ZM47 103H48V104H47L46 106H48V105H50V104H53L52 101H51V103H49V102H47ZM68 103H69V101H68ZM79 103H80V102H79ZM81 103H82V101H81ZM84 103H85V102H84ZM101 103H102V102H101ZM108 103H109V102H108ZM211 103H212V101H211ZM211 103H210V104H211ZM6 104H7V103H6ZM6 104H5V105H6ZM9 104H11V102H10ZM19 104H20V103H19ZM19 104H18V106H20ZM23 104H24V101H23ZM23 104H22V106H20V108L22 107V109H26V108H23ZM33 104H34V103H33ZM44 104H45V103H44ZM65 104H66V103H65ZM70 104H71V103H70ZM85 104H87V102H86ZM88 104H89V103H88ZM88 104H87V105H88ZM90 104H91V103H90ZM97 104H98V103H97ZM105 104H106V103H105ZM145 104H146V103H145ZM165 104H166V102H165ZM210 104H209V105H210ZM222 104H223V103H222ZM15 105L17 106V104H15ZM15 105H13V106H15ZM40 105H41V104H40ZM60 105H62V104H60ZM67 105H68V104H67ZM75 105H76V104H75ZM109 105H110V104H109ZM126 105H127V104H126ZM141 105H142V104H141ZM157 105H158V104H157ZM170 105H171V104H170ZM207 105H208V104H207ZM7 106H8V104H7ZM28 106H29V103H28V105H26V107H28ZM37 106H39V105H37ZM50 106H51V105H50ZM56 106H58V105H56ZM62 106H63V105H62ZM62 106H61V109H62ZM68 106H69V105H68ZM68 106H67V107H68ZM81 106H82V105H81ZM85 106H86V105H85ZM92 106H94V105H92ZM124 106H125V105H124ZM135 106H136V105H135ZM167 106H168V105H167ZM195 106H196V105H195ZM217 106H218V105H217ZM2 107H4V106H2ZM24 107H25V105H24ZM29 107H30V106H29ZM29 107H28V110H29ZM31 107H32V106H31ZM43 107H44V105H43ZM64 107H65V106H64ZM89 107H90V106H89ZM89 107H88V108H89ZM97 107H98V106H96V107L94 108V111H95V110H98ZM132 107H133V106H132ZM143 107H144V106H143ZM158 107H159V106H158ZM223 107H224V106H223ZM236 107H237V106H236ZM0 108H1V107H0ZM5 108H6V107H5ZM10 108H11V107H10ZM54 108H55V107H51V109H54ZM71 108H72V106H71ZM82 108L84 109V107H82ZM86 108H87V107H86ZM164 108H165V107H164ZM1 109L5 110L4 108H1ZM12 109H13V108H11V110H12ZM44 109H45V107H44ZM51 109H49V110H51ZM59 109H60V108H59ZM59 109H58V111H59ZM76 109H77V107H76ZM157 109H158V108H157ZM202 109H203V108H202ZM206 109H207V108H206ZM224 109H225V108H224ZM7 110H8V109H7ZM11 110H8V111H11ZM14 110H16V108H15ZM14 110H12V111H14ZM30 110H31V108H30ZM34 110H35V109H34ZM34 110H33V111H34ZM40 110H43V108L40 109ZM151 110H152V109H151ZM164 110H165V109H164ZM174 110H177V109H174ZM236 110H237V109H236ZM0 111H1V110H0ZM12 111H11V112H12ZM19 111H20V110H16V112H19ZM31 111H32V110H31ZM38 111H39V110H38ZM43 111H44V110H43ZM60 111H61V110H60ZM72 111H73V110H72ZM142 111H143V110H142ZM149 111H150V110H149ZM156 111H157V110H156ZM206 111H207V110H206ZM234 111H235V110H234ZM1 112H3V111H1ZM16 112H15V114H16ZM21 112H22V111H20V113H21ZM23 112H24V111H23ZM45 112H46V110H45L43 113H45ZM65 112H66V111H65ZM76 112L78 113V111H76ZM110 112H111V111H110ZM166 112H167V111H166ZM224 112H225V111H224ZM235 112H236V111H235ZM235 112H234V113H235ZM242 112H244V111H242ZM7 113H8V112H7ZM13 113H14V112H12V114H13ZM25 113H26V112H25ZM32 113H33V112H32ZM40 113H41V112H40ZM40 113H39V114H40ZM43 113H41V115H42ZM67 113H68V112H67ZM69 113H70V112H69ZM88 113H89V112H88ZM88 113H87V114H88ZM107 113H108V112H107ZM125 113H126V112H125ZM129 113H130V112H129ZM138 113H139V112H138ZM140 113H141V112H140ZM179 113H180V112H179ZM181 113H182V112H181ZM226 113H227V112H226ZM3 114H4V113H3ZM15 114H14V116H15ZM17 114L20 115L19 113H17ZM17 114H16V116H17ZM21 114H23V113H21ZM33 114H34V113H33ZM78 114H79V113H78ZM82 114H83V112H82ZM90 114H91V113H90ZM105 114H106V113H105ZM105 114H104V115H105ZM182 114H184V113H182ZM189 114H190V113H189ZM230 114H231V113H230ZM250 114H251V113H250ZM254 114H255V113H254ZM10 115H11V113H10ZM23 115H24V114H23ZM44 115H45V114H44ZM46 115H49L48 112L46 113ZM88 115H89V114H88ZM160 115H161V114H160ZM174 115H175V114H174ZM174 115H173V116H174ZM191 115H192V114H191ZM205 115H206V113H205ZM237 115H238V113H237ZM239 115H240V114H239ZM243 115H244V114H243ZM243 115H242V116H243ZM256 115H257V114H256ZM20 116H21V115H20ZM27 116H29V115H27ZM78 116H79V115H78ZM84 116H85V115H84ZM109 116H110V115H109ZM180 116H182V115H180ZM180 116H179V117H180ZM208 116H209V114H208ZM244 116H247V114L244 115ZM258 116H259V115H258ZM260 116H261V115H260ZM3 117H4V119H5V116H3ZM6 117H7V116H6ZM12 117H13V116H12ZM18 117H19V116H18ZM18 117H17V118H18ZM23 117H24V116H23ZM32 117H33V116H32ZM38 117H39V116H37V118H38ZM48 117H49V116H48ZM48 117H47V118H48ZM105 117H106V116H105ZM166 117H167V116H166ZM201 117H202V115H201ZM230 117H231V116H230ZM247 117H248V116H247ZM247 117H246V119H247ZM14 118H15V117H14ZM14 118H13V120H14ZM21 118H22V117H21ZM26 118H27V117H25L24 119H26ZM39 118H40V117H39ZM88 118H89V117L87 116V119H88ZM123 118H124V117H123ZM153 118H155V117H153ZM192 118H194V117H192ZM192 118H191V119H192ZM205 118H206V116H205ZM205 118H204V119H205ZM235 118H236V117H235ZM237 118H238V117H237ZM259 118H260V117H259ZM0 119H1V118H0ZM7 119H8V117H7ZM18 119H20V118H18ZM24 119H22V120H24ZM55 119H56V118H55ZM55 119H54V120H55ZM80 119H81V118H80ZM126 119H127V118H126ZM201 119H202V118H201ZM210 119H211V118H210ZM15 120H16V119H15ZM22 120H21V121H22ZM31 120H32V119H31ZM40 120H41V119H40ZM45 120H46V119H45ZM50 120H52V119H50ZM61 120H62V119H61ZM85 120H86V119H85ZM155 120H156V119H155ZM182 120H183V119H182ZM199 120H200V118H199ZM205 120L208 121L207 118H206ZM7 121H8V120H7ZM9 121H10V120H9ZM19 121H20V120H18V122H19ZM33 121H36V122H37V119H36V120H33ZM150 121H151V120H150ZM203 121H204V120H202V122H201V120H200L201 123H203ZM209 121L211 122V120H209ZM12 122H13V121H12ZM18 122L15 121V123H18ZM25 122H27V121L25 120ZM28 122H29V121H28ZM31 122H32V121H31ZM36 122H34V125H31V124H30V126L27 127V128L29 129L28 131H30V132H31L32 129H33V131H32V134H33V135L36 134L37 136H39L38 133H40L41 131H44L45 129H44V130L42 129V128L44 127V126H43V127L41 128V129H42L41 131L38 130V128H39V124H40V123H38L39 121H38L37 123H36ZM40 122H42V121H40ZM44 122H45V121H44ZM49 122H50V121H49ZM55 122H56V121H54V123H55ZM176 122H177V121H176ZM184 122H185V121H184ZM186 122H187V121H186ZM0 123H1V122H0ZM13 123H14V122H13ZM22 123H23V122H22ZM50 123H51V122H50ZM52 123H53V122H52ZM54 123H53V124H54ZM56 123H58V122H56ZM208 123H209V122H208ZM26 124H27V123H26ZM157 124H158V123H157ZM191 124H193V123H191ZM5 125H6V124H5ZM7 125H8V124H7ZM16 125H18V124H16ZM20 125H21V124H19V126H20ZM40 125H41V124H40ZM49 125H51V124H49ZM55 125H56V124H55ZM89 125H90V124H89ZM148 125H149V123H148ZM201 125H202V124H201ZM205 125H206V123H205ZM212 125H213V124H212ZM3 126H4V125H3ZM8 126H9V125H8ZM27 126H28V124H27ZM53 126H54V125H53ZM59 126H60V125H58V127H59ZM149 126H150V125H149ZM154 126H155V125H154ZM156 126H157V125H156ZM165 126H166V125H165ZM189 126H192V125H189ZM215 126H216V125H215ZM0 127H1V125H0ZM21 127H24V124H23V126H21ZM40 127H41V126H40ZM51 127H52V126H51ZM51 127L49 126L50 129H52ZM90 127H92V126H90ZM186 127H187V126L185 125V128H186ZM194 127H196V126H194ZM45 128L49 129L48 127H45ZM187 128L189 129L190 127H187ZM202 128H203V126H202ZM0 129H1V128H0ZM25 129H26V128H25ZM53 129H55V128L53 127ZM85 129H86V128H85ZM191 129H194V128H191ZM222 129H223V128H222ZM226 129H227V128H226ZM1 130H2V129H1ZM1 130H0V131H1ZM3 130H5V129H3ZM3 130H2V131H3ZM36 130L39 131V132L36 133ZM181 130H182V129H181ZM197 130H198V129H197ZM202 130H203V129H202ZM204 130H205V128H204ZM24 131H25V130H24ZM26 131H27V130H26ZM51 131H52V130H51ZM90 131H91V130H90ZM190 131H191V130H190ZM210 131H211V130H210ZM5 132H6V131H5ZM86 132H87V131H86ZM154 132H155V130H154ZM178 132H179V131H178ZM3 133H4V132H3ZM41 133H43V132H41ZM152 133H153V132H152ZM155 133H156V132H155ZM193 133H194V132H193ZM221 133H222V132H221ZM229 133H230V132H229ZM5 134H6V133H5ZM5 134H4V135H5ZM26 134H27V133H26ZM32 134H31V135H32ZM45 134H46V133H45ZM24 135H25V133H24ZM36 135H35V136H36ZM42 135H43V134H42ZM169 135H170V134H169ZM204 135H205V134H204ZM208 135H210V133H208ZM222 135H223V134H222ZM5 136H6V135H5ZM25 136H26V135H25ZM27 136H28V135H27ZM35 136H33V137H35ZM61 136H62V135H61ZM154 136H155V135H154ZM6 137H7V136H6ZM152 137H153V136H152ZM210 137H212V136L210 135ZM26 138H27V137H26ZM26 138H25V139H26ZM28 138H29V137H28ZM38 138H39V137H38ZM30 139H31V138H30ZM35 139H36V137H35ZM54 139H55V138H54ZM59 139H60V138H59ZM59 139H58V140H59ZM26 140H27V139H26ZM152 140H153V139H152ZM158 140H159V139H157V141H158ZM171 140H172V139H171ZM59 141H60V140H59ZM59 141H58V142H59ZM25 142L28 143V140L25 141ZM64 142H65V141H64ZM29 143H31V142L29 141ZM66 143H67V142H66ZM150 143H151V142H150ZM31 144H32V143H31ZM31 144H29L28 147H30ZM35 144H36V143H35ZM156 144H158V142H157ZM156 144H154V147H155ZM160 144H161V143H160ZM160 144H158V146H159ZM263 144H264V143H263ZM263 144H262V145H263ZM27 145H28V144H27ZM32 145H33V144H32ZM62 145H63V144H62ZM152 145H153V143H152ZM167 145H168V144H167ZM21 146H22V145H21ZM205 146H206V145H205ZM205 146H204V147H205ZM219 146H220V145H219ZM23 147H24V145H23ZM37 147H38V146H37ZM73 147H74V146H73ZM154 147H152V148H153L152 150H154ZM215 147H216V146H215ZM19 148H20V147H19ZM30 148H32V147H30ZM34 148H35V147H33V149H34ZM164 148H165V147H164ZM146 149H147V148H146ZM155 149H157V148H155ZM159 149H160V148H159ZM165 149H166V148H165ZM25 150H26V149H25ZM25 150H24V151H25ZM149 150H150V149H149ZM161 150H162V149H161ZM212 150H213V149H212ZM61 151H62V149H61ZM154 151H155V150H154ZM156 151H158V150H156ZM156 151H155V152H156ZM164 151H165V150H164ZM18 152H19V150H18ZM25 152H27V151H25ZM58 152H59V151H58ZM147 152H149V151H147ZM150 152H151V151H150ZM150 152H149V153H150ZM155 152H154V154H155ZM158 152H159V151H158ZM167 152H168V151H167ZM160 153H163V150H162V152H160ZM165 153H166V152H165ZM77 154H78V153H77ZM146 154H148V153H145V155H146ZM23 155H24V154H23ZM124 155H125V154H124ZM166 155H167V154H166ZM17 156H18V155H17ZM29 156H30V155H29ZM155 156H158L157 153H156ZM160 156H161V155H160ZM160 156H159V157H160ZM133 157H134V156H133ZM159 157H157V158H159ZM227 157H228V156H227ZM18 158H19V157H18ZM23 158H24V157H23ZM85 158H86V157H85ZM127 158H128V156H127ZM147 158H148V155H147ZM19 159H20V158H19ZM81 159H82V157H81ZM103 159H104V158H103ZM124 159H125V157H124ZM149 159H150V158H149ZM149 159H148V160H149ZM152 159H153V158H152ZM227 159H228V158H227ZM26 160L28 161L27 158H26ZM26 160L24 159L25 163H26ZM31 160H32V159H31ZM150 160H151V159H150ZM150 160H149V161H150ZM156 160H158V159H156ZM18 161H19V160H18ZM24 161H23V162H24ZM32 161H33V160H32ZM32 161H30V162H32ZM36 161H38V160H36ZM36 161H35V162H36ZM103 161H104V160H103ZM106 161H107V160H106ZM106 161H105V162H106ZM111 161H112V160H111ZM111 161H110V162L107 161V166H108V162L111 163ZM153 161H154V160H153ZM99 162H100V161H99ZM101 162H102V159H101ZM101 162H100V163H101ZM112 162H113V161H112ZM145 162H147V159H146ZM13 163H14V162H13ZM32 163H34V161H33ZM32 163H30V164H31V165H34V164H32ZM97 163H98V162H97ZM100 163H98V164L101 166ZM148 163H149V162H148ZM164 163H165V161H164ZM176 163H177V162H176ZM223 163H224V162H223ZM26 164H28V163H26ZM30 164H28V165L31 166ZM103 164H104V163H103ZM155 164H157V163H155ZM155 164H154V165H155ZM179 164H180V163H179ZM232 164H233V163H232ZM11 165H12V164H11ZM13 165H14V164H13ZM75 165H76V164H75ZM105 165H106V164H105ZM105 165H104V167H105ZM111 165H112V163H111ZM177 165H178V164H177ZM228 165H229V164H228ZM25 166L28 167L27 165H25ZM34 166H36V165H34ZM77 166H78V165H77ZM91 166H92V165H91ZM95 166H97V165H95ZM100 166H99V167H100ZM112 166H113V165H112ZM155 166H156V165H155ZM31 167H33V166H31ZM31 167H30V168H31ZM78 167H80V166H78ZM85 167H87V166H85ZM99 167H98V169H99ZM101 167H102V166H101ZM101 167H100V168H101ZM114 167H115V166H114ZM114 167H112V168L110 167V168L113 169ZM116 167H118V166H116ZM119 167H120V166H119ZM142 167H143V166H142ZM156 167H157V166H156ZM158 167H159V166H158ZM158 167H157V168H158ZM175 167H176V166H175ZM177 167H178V166H177ZM22 168H23V167H22ZM76 168H77V167H76ZM105 168H106V167H105ZM131 168H132V167H131ZM202 168H203V167H202ZM24 169H25V167H24ZM34 169H35V167H34ZM36 169H37V167H36ZM73 169L75 170L74 165H73ZM85 169H86V168H85ZM87 169H88V168H87ZM87 169H86V172H87ZM98 169H97V167H96V169H95L96 172H98V171H97ZM127 169H129V167H128ZM12 170H13V169H12ZM12 170H11V171H12ZM74 170H73V171H74ZM78 170H80V169H78ZM100 170H101V169H100ZM104 170H105V169H104ZM108 170H109V169H108ZM133 170H134V168H133ZM133 170H132V171H133ZM154 170H155V169H154ZM175 170H176V169H175ZM180 170H181V169H180ZM220 170H221V169H220ZM73 171H72V172H73ZM76 171H77V169H76ZM81 171H82V170H80V172H81ZM84 171H85V170H84ZM115 171H116V170H115ZM115 171H114V172H115ZM118 171L120 172L119 169H118ZM12 172H13V171H12ZM77 172H78V171H77ZM93 172H94V171H93ZM119 172H117V174H118ZM124 172H125V171H124ZM203 172H204V171H203ZM208 172H209V171H208ZM73 173L75 174V172H73ZM83 173H84V172H83ZM133 173H134V171H133ZM12 174H13V173H12ZM12 174H11V175H12ZM76 174H78V173H76ZM81 174H82V173H81ZM89 174H91V173H89ZM115 174H116V172H115ZM117 174H116V175H117ZM130 174H132V173H130ZM130 174H129V175H130ZM204 174H205V173H204ZM95 175H96V174H95ZM119 175H120V174H119ZM121 175H123V174L121 173ZM132 175H133V174H132ZM90 176H91V175H90ZM90 176H89V177H90ZM97 176H98V175H97ZM99 176H100V175H99ZM124 176H127V174H124ZM149 176H150V174H149ZM81 177H82V176H81ZM89 177H88V178H89ZM91 177L94 178V179H96V178L93 177V176H91ZM120 177H121V176H120ZM120 177H119V178H120ZM131 177H132V176H131ZM131 177H130V179H131ZM137 177H138V176H137ZM137 177H136V178H137ZM84 178H85V177H84ZM84 178H82L81 180H83ZM106 178H108V177H106ZM109 178H110V177H109ZM115 178H117V177H115ZM119 178H117V179L119 180ZM125 178H126V177H125ZM127 178H129V177H127ZM90 179H91V178H89V180H90ZM94 179H93V180H94ZM98 179H99V178H98ZM110 179H111V178H110ZM120 179H122V178H120ZM231 179H232V178H231ZM235 179H236V178H235ZM100 180H101V179H100ZM114 180H115V179H114ZM126 180L128 181V179H126ZM132 180H133V178H132ZM211 180H212V179H211ZM87 181H88V180H87ZM90 181H92V180H90ZM108 181H112V179H111V180H108ZM116 181H117V180H116ZM119 181H120V180H119ZM209 181H210V180H209ZM212 181H213V180H212ZM92 182H93V181H92ZM100 182H101V181H100ZM106 182H107V181H106ZM114 182H115V181H114ZM117 182H118V181H117ZM128 182H129V181H128ZM135 182H136V180H135ZM192 182H193V181H192ZM101 183H102V182H101ZM108 183H109V182H108ZM209 183H210V182H209ZM90 184H91V183H90ZM103 184H104V181H103ZM132 184H134V181H133ZM247 184H248V183H247ZM88 185H89V184H88ZM104 185L106 186V184H104ZM104 185H103V186H104ZM108 185H109V184H107V186H108ZM135 185H136V184H135ZM228 185H229V184H228ZM84 186H86V185H84ZM101 186H102V185H101ZM107 186H106V187H107ZM111 186H112V184H111ZM157 186H158V185H157ZM208 186H209V185H208ZM86 187H89V186H86ZM210 187H211V186H210ZM18 188H19V187H18ZM70 188H71V187H70ZM91 188H92V187H91ZM112 188H113V187H112ZM115 188H116V187H115ZM115 188H114V190H115ZM163 188H164V187H163ZM166 188H167V187H166ZM168 188H169V187H168ZM179 188H180V187H179ZM182 188H183V187H182ZM187 188H188V187H187ZM248 188H249V187H248ZM15 189H17V188L14 187V190H15ZM88 189H90V188H88ZM108 189H109V188H108ZM110 189H111V188H110ZM118 189H119V188H118ZM134 189H135V188H134ZM224 189H225V188H224ZM228 189H229V188H228ZM234 189H235V188H234ZM20 190H22V189H20ZM70 190H71L70 193H73V192H74V191L72 192V190H74V189H70ZM81 190H82V189H81ZM83 190H84V189H83ZM85 190H86V189H85ZM114 190H113V191H114ZM138 190H139V189H138ZM163 190H164V189H163ZM169 190H170V189H167L166 191H169ZM11 191H12V190H11ZM23 191L25 192L26 190H23ZM118 191H119V190H117V192H118ZM127 191H128V190H127ZM166 191H165V192H166ZM207 191H208V190H207ZM225 191H226V189H225ZM9 192H10V191H9ZM12 192H13V191H12ZM12 192H11V193H12ZM32 192H33V191H32ZM65 192H66V191H65ZM84 192H85V191H84ZM109 192H110V191H109ZM131 192H132V191H131ZM140 192H141V191H140ZM162 192H163V191H162ZM182 192H183V191H182ZM259 192H260V191H259ZM4 193H5V192H4ZM7 193H8V192H7ZM14 193H15V191H14ZM22 193H23V192H21V194H22ZM28 193H29V191L27 192V194H28ZM56 193H57V192H56ZM68 193H69V192H68ZM76 193H77V192H76ZM120 193H121V192H120ZM120 193H119V194H120ZM158 193H159V192H158ZM166 193H167V192H166ZM168 193H169V192H168ZM184 193H185V192H184ZM206 193H207V192H206ZM229 193H230V192H229ZM18 194H20V193H18ZM18 194L16 195V193H15L16 196H18ZM31 194L33 195V193H31ZM40 194H41V193H40ZM60 194H61V193H60ZM77 194H78V193H77ZM112 194L114 195V193H112ZM119 194H118V195H119ZM123 194H124V193H123ZM127 194H128V193H126V195L124 194L123 196L126 198V196H128ZM163 194H164V193H163ZM175 194H176V193H175ZM180 194H181V193H180ZM2 195H3V194H2ZM7 195H8V194H7ZM24 195H25V194H24ZM37 195H38V194H37ZM61 195H62V194H61ZM61 195H60V196H61ZM65 195H66V194H65ZM74 195H75V196H74ZM118 195H117V196H118ZM167 195H168V194H167ZM183 195H184V194H183ZM11 196H13V195L11 194ZM19 196H20V195H19ZM21 196H22V195H21ZM71 196H72V194H71ZM73 196L76 198L77 195L73 193ZM90 196H91V195H90ZM119 196H122V193H121V195H119ZM178 196H181V195L178 194ZM197 196H199V195H197ZM203 196H204V195H203ZM2 197H3V196H2ZM5 197H6V195H5ZM24 197H26V196H24ZM54 197H57V196H54ZM54 197H53V198H54ZM124 197H123V199H124ZM130 197H131V196H130ZM133 197H134V196H133ZM155 197H156V196H155ZM199 197H200V196H199ZM8 198H9V196H8ZM21 198H23V196H22ZM27 198H28V197H27ZM32 198L35 199L36 197H35V198L32 197ZM63 198H64V197H63ZM75 198H74L73 201H75V200L77 201V200L79 199V198H78V199H75ZM92 198H93V197H92ZM117 198H118V197H117ZM120 198H121V197H120ZM128 198H129V197H128ZM9 199H10V200H9ZM9 199H8V200H9L8 203L11 202V204H10V206H11L12 203H13L14 201L11 200V198H9ZM12 199H13V198H12ZM23 199H24V198H23ZM33 199H32V201H33ZM70 199H71V198H70ZM72 199H73V198H72ZM72 199H71V200H72ZM123 199H121V200H123ZM126 199H127V198H126ZM8 200H6V202H7ZM16 200H17V199H16ZM19 200H20V199H19ZM28 200H29V202H30L31 199L29 198ZM109 200H110V199H109ZM115 200H116V198H115ZM117 200H120V199H117ZM21 201H23V200H21ZM24 201H25V200H24ZM26 201H27V200H26ZM35 201H36V199H35ZM35 201H34V202H35ZM91 201H92V199H91ZM125 201H126V200H125ZM132 201H133V200H132ZM146 201H147V200H146ZM199 201H200V200H199ZM3 202H4V201H3ZM3 202H2V203L0 202V206H1V207L3 206L2 210L4 209V205H5V202H4V203H3ZM49 202H50V200H49ZM55 202H57V201H55ZM58 202H59V201H58ZM71 202H72V201H71ZM81 202H82V201H81ZM103 202H104V201H103ZM105 202H106V201H105ZM114 202H115V201H114ZM114 202H113V203H114ZM119 202H120V201H119ZM128 202H129V201H128ZM144 202H145V201H144ZM193 202H194V201H193ZM195 202H196V201H195ZM19 203H20V202H19ZM19 203H18V207H20V206H19V205H20ZM30 203H31V202H30ZM30 203L27 204V202H26L27 205H26L25 208L28 207V210L25 209V210L27 211L26 213L24 212V208H23V210H22V211L24 212V214H27V215H25L26 218L23 217V216H24L23 212H21V211H20V208H18L17 206H16V210H17V208L19 209V210H18L19 212L17 211V212H18V215L15 216V214L12 212V213L14 214V216H10V215H9L10 213L8 212V213H9L8 215L10 216V217H9V216H8V217H9V218H13V219H15V218H17V216H19V217H20V220H23V222H26V221H29V222H30V221H34V219H37V216L39 217V216L42 215V214H44V215L48 214V216H49V214H50V215H53V214L56 212V211L54 210L55 207H52V205H51V207H49V208H48V206H47V209H42V210H44V212H41V210L39 209V207L41 206L40 203H38L37 201H36V203H33V202H32L31 204H30ZM37 203H38V204H37ZM62 203H63V202H62ZM116 203H117V202H116ZM121 203H122V202H121ZM6 204H7V203H6ZM24 204H25V203H24ZM51 204H52V203H51ZM53 204H54V203H53ZM63 204H64V203H63ZM66 204H67V203H66ZM66 204H65V205H66ZM69 204H71V203L69 202ZM76 204H77V202H76ZM119 204H120V203H119ZM132 204H133V203H132ZM8 205H9V204H8ZM14 205H15V204H14ZM16 205H17V204H16ZM21 205L23 206L22 203H21ZM28 205H29V206H28ZM47 205H48V204H47ZM49 205H50V204H49ZM55 205H56V204H55ZM192 205H193V204H192ZM258 205H259V204H258ZM24 206H25V205H24ZM59 206H60V205H59ZM72 206H73V205H72ZM72 206H71V207H72ZM121 206H122V204H121ZM188 206L190 207V205H188ZM203 206H204V205H203ZM12 207H13V206H12ZM41 207H42V206H41ZM118 207H120V206H118ZM123 207H124V206H123ZM191 207H192V206H191ZM221 207H222V206H221ZM254 207H255V206H254ZM7 208H9V207H7ZM10 208H11V207H10ZM10 208H9V209H10ZM42 208H43V207H42ZM56 208H58V205H57ZM65 208L67 209L68 207L65 206ZM69 208H70V207H69ZM74 208H75V207H74ZM79 208H81V207H79ZM116 208H117V207H116ZM121 208H122V207H121ZM124 208H125V207H124ZM207 208H208V207H207ZM9 209H7V210H9ZM59 209H60V207H59L57 210L59 211ZM66 209H64V207H63L62 210H65L66 212H67V210L69 211V209H67V210H66ZM71 209H73V208H71ZM71 209H70L69 212H71ZM114 209H115V208H114ZM114 209H113V210H114ZM125 209H126V208H125ZM195 209H197V208H195ZM195 209H194V210H195ZM227 209H228V208H227ZM60 210H61V209H60ZM62 210H61V211H62ZM77 210H78V209H77ZM115 210H116V209H115ZM117 210H118V208H117ZM122 210H123V209H122ZM143 210H144V209H143ZM207 210H208V209H207ZM209 210H210V209H209ZM217 210H218V209H217ZM4 211H5V210H4ZM54 211H55V212H54ZM61 211H60V212H61ZM87 211H88V210H87ZM123 211H125V210H123ZM165 211H167V210H165ZM188 211H190V209H189ZM258 211H259V210H258ZM1 212H3V211H1ZM5 212L7 213V211H5ZM39 212H40V215H37V213H39ZM60 212H59V214H60ZM72 212H73V211H72ZM76 212H78V211H76ZM119 212H120V211H119ZM125 212H126V211H125ZM142 212H144V211H142ZM169 212H170V211H169ZM169 212H168V213H169ZM195 212H196V210H195ZM195 212L193 211V213H195ZM212 212H213V211H212ZM253 212H254V211H253ZM116 213H117V212H116ZM123 213H124V212H123ZM127 213H128V212H127ZM130 213H131V212H130ZM157 213H158V212H157ZM157 213H156V216H157ZM187 213H188V212H187ZM197 213H198V212H197ZM35 214H36L37 216H35ZM57 214H58V212H57ZM57 214H56V215H57ZM61 214H62V213H61ZM68 214H69V213H67L66 216H67ZM71 214H72V213H71ZM71 214H70V215H71ZM74 214H75V213H74ZM117 214H120V213H117ZM143 214H145V212H144ZM143 214H141V215L143 216ZM154 214H155V212H154ZM164 214H166V213H164ZM182 214H183V213H182ZM201 214H202V213H201ZM5 215H6V214L4 213V215H3V216L1 215V216L4 217ZM123 215H124V214H123ZM147 215H148V218H149V217H150V216H149L150 214L148 213ZM147 215H146V216H147ZM158 215H160V214H158ZM179 215H180V214H179ZM189 215H190V214H189ZM1 216H0V217H1ZM42 216H43V215H42ZM46 216H47V215H46ZM54 216H55V215H54ZM63 216H64V215H63ZM125 216H126V215H124V218L126 219L127 216H126V217H125ZM167 216H168V214H167ZM196 216H197V215H196ZM249 216H252V215H249ZM2 217H1V219H2ZM8 217H7V218H8ZM14 217H15V218H14ZM43 217H44V216H43ZM58 217H60V216H58ZM58 217H56V218L58 219ZM64 217H65V216H64ZM115 217H116V216H115ZM151 217H152V216H151ZM39 218H40V217H39ZM49 218H50V216H49ZM53 218H54V217H53ZM60 218L62 219L63 217H60ZM60 218H59V219H60ZM67 218H68V217H66V219H67ZM81 218H82V217H81ZM118 218H119V219H120V218L122 219V216L120 217V215H119ZM154 218H155V217H154ZM154 218H153V219H154ZM157 218H159V217H157ZM157 218H156V219H157ZM163 218H164V217H163ZM165 218H166V216H165ZM165 218H164V219H165ZM167 218H169V217H167ZM3 219H4V221H5V218H3ZM41 219H42V218H41ZM45 219L47 220L48 217L45 218ZM51 219H52V218H51ZM83 219H84V218H83ZM121 219H120V220H121ZM145 219L147 220V217H145ZM153 219L151 218L150 224H151V222H152ZM156 219H154V220H156ZM171 219H172V218H171ZM212 219H213V218H212ZM224 219H225V218H224ZM16 220L18 221L19 219L17 218V219H15V221H16ZM49 220H50V219H49ZM49 220H48V221H49ZM67 220H68V219H67ZM67 220H66V221H67ZM69 220H70V219H69ZM116 220H118V219L116 218ZM129 220H130V218H129ZM131 220H132V219H131ZM131 220H130V222H131ZM154 220H153V221H154ZM161 220H162V219H161ZM178 220H179V219H178ZM188 220H189V219H188ZM192 220H193V219H192ZM192 220H191V221H192ZM2 221H3V220H0V233H1V234H2L4 231H6V229L9 227V226H5V225H3V222H2ZM39 221H41V220L39 219ZM39 221H36L37 223H35V224H36L35 226H37V225L39 224ZM50 221H51V220H50ZM52 221H53V222H50V223L53 225V228H57V227H59L58 225L61 223V221H59V224H58V225L56 224V222H54V220H52ZM64 221H65V220H64ZM123 221H124V220H123ZM134 221H135V220H134ZM143 221H144V220H143ZM163 221L165 222L166 220H163ZM220 221H221V220H220ZM44 222L46 223V221H44ZM44 222L41 221V225H42V223H44ZM57 222H58V220H57ZM67 222H68V221H67ZM71 222H72V221L70 220V224H71ZM73 222H74V221H73ZM121 222H122V221H121ZM125 222L127 223V220H125ZM130 222H128V223H130ZM138 222H139V221H138ZM155 222H156V221H155ZM167 222H168V220H167ZM233 222H234V221H233ZM50 223H49V224H50ZM64 223H65V222H64ZM68 223H69V222H68ZM75 223H76V221H75ZM75 223H72V224H75ZM128 223H127V226H128ZM134 223H135V222H134ZM134 223H133V224H134ZM142 223H143V222H142ZM147 223H148V222H147ZM156 223H157V222H156ZM165 223H166V222H165ZM181 223H182V222H181ZM218 223H219V222H218ZM4 224H6V221H5ZM15 224H16V222H15ZM32 224L34 225V223H32ZM49 224H47V227H48V228H49ZM66 224H67V223H66ZM79 224H80V223H79ZM133 224H132V225H133ZM166 224H167V223H166ZM185 224H186V223H185ZM7 225H8V224H7ZM43 225H44V224H43ZM52 225H51V226H52ZM122 225H123V224H122ZM124 225H126V224H124ZM130 225H131V223H130ZM135 225H137V224H135ZM138 225H142V226H143V224H138ZM144 225H145V223H144ZM39 226H40V225H39ZM45 226H46V225H45ZM51 226H50V227H51ZM60 226H61V225H60ZM64 226H65V225H64ZM67 226H70V225L68 224ZM79 226H81V225H79ZM127 226H126V227H127ZM142 226H141V227H142ZM153 226H154V225H153ZM222 226H223V225H222ZM238 226H239V225H238ZM238 226H237V227H238ZM240 226H241V225H240ZM247 226H248V225H247ZM10 227H11V226H10ZM42 227H43V226H42ZM62 227H63V224H62L61 228H62ZM70 227H71V226H70ZM70 227H68V228L65 227V228H67L68 231H69V228H70ZM130 227H132V226H130ZM134 227H135V226H134ZM137 227H140V226H136V228H137ZM149 227H150V225H149ZM182 227H183V226H182ZM44 228H46V227H44ZM82 228H83V227H82ZM128 228H129V227H128ZM186 228H187V227H186ZM193 228H194V227H193ZM216 228H217V227H216ZM8 229H9V228H8ZM11 229H12V228H10V230H11ZM42 229H43V228H42ZM67 229H66V230H67ZM121 229H124V228H121ZM130 229H131V228H130ZM138 229H140V228H138ZM141 229H142V228H141ZM141 229H140V230H141ZM10 230H9V231H10ZM12 230H13V229H12ZM51 230H52V232H54L56 229H54V231H53V229H52V227H51ZM51 230H50V231H51ZM57 230H58V229H57ZM134 230H135V229H134ZM179 230H180V228H179ZM13 231H14V230H13ZM59 231H61V230H59ZM71 231H72V230H71ZM71 231H70V232H71ZM77 231H78V230H77ZM120 231H121V230H120ZM124 231H125V230H124ZM124 231H122V233H123ZM131 231H133V230H131ZM131 231H130V233H131ZM142 231H143V230H142ZM216 231H217V230H216ZM62 232H63V230H62ZM75 232H76V231H75ZM78 232H79V231H78ZM133 232H134V231H133ZM136 232H137V231H136ZM136 232H134L133 234L137 235ZM138 232H139V231H138ZM174 232H175V231H174ZM177 232H178V231H177ZM179 232H180V231H179ZM15 233H16V232H15ZM34 233H35V232H34ZM54 233H55V232H54ZM63 233H65V231H64ZM66 233H67V232H66ZM125 233H126V235H127V230H126ZM128 233H129V231H128ZM164 233H165V232H164ZM164 233H163V234H164ZM175 233H176V232H175ZM181 233H182V232H181ZM181 233H180V235H181ZM185 233H186V232H185ZM185 233H184L183 236H185ZM226 233H227V232H226ZM233 233H234V232H233ZM1 234H0V235H1ZM10 234H13V235H12L13 237H14V235H16V234H14V232H13V233H10ZM45 234H46V233H45ZM61 234H62V233H61ZM68 234H69L68 236L71 235V233H68ZM72 234H73V233H72ZM78 234H79V233H76V234H74V235H77V236H78ZM182 234H183V233H182ZM193 234H194V233H193ZM228 234H229V233H228ZM236 234H237V233H236ZM238 234H239V233H238ZM4 235H5V236H4ZM4 235L2 234L1 237H4V239H5V238H8V236H6V233H5ZM7 235H8V234H7ZM20 235H21V234H20ZM46 235H47V234H46ZM48 235H52V234L50 233V234H48ZM55 235L58 236L59 233L57 234V231H56V234H55ZM131 235H132V233L130 234V236H131ZM164 235H165V234H164ZM166 235H167V234H166ZM191 235H192V234H191ZM10 236H11V235H10ZM10 236H9V237H10ZM36 236H37V235H36ZM52 236H53V235H52ZM61 236H62V235H61ZM66 236H67V235H66ZM123 236H125V235H123ZM171 236H172V235H171ZM16 237H17V235L15 236L14 239H16ZM48 237H49V236H48ZM75 237H76V236H75ZM126 237H128V236H126ZM179 237H180V236H179ZM179 237H178V238H179ZM195 237H196V236H195ZM197 237H198V236H197ZM235 237H236V236H235ZM10 238H11V237H10ZM19 238H20V236H19ZM44 238H46V236H45ZM44 238H43V239H44ZM60 238H61V237H60ZM170 238H173V237H170ZM176 238H177V237H176ZM176 238H175V239H176ZM178 238H177V239H178ZM236 238H237V237H236ZM249 238H250V237H249ZM17 239H18V238H17ZM31 239H32V237H31ZM33 239H34V238H33ZM41 239H42V238H41ZM193 239H194V238H193ZM196 239H197V238H196ZM208 239L211 241L210 238H208ZM208 239H207V240H208ZM242 239H243V238H242ZM254 239H255V238H254ZM258 239H260V238H258ZM258 239H257V240H258ZM261 239H262V238H261ZM19 240H20V239H19ZM19 240H18V241H19ZM172 240H173V239H172ZM179 240H180V239H179ZM200 240H201V239H200ZM203 240H204V239H203ZM207 240H206V241H207ZM7 241H8V240H7ZM9 241H10V240H9ZM41 241L43 242L44 240H41ZM196 241H197V240H196ZM196 241H195V242H194V241H193V242L189 241V242L191 243V245H194V244L196 243ZM201 241H202V240H201ZM216 241H217V240H216ZM218 241H219V240H218ZM236 241L238 242V240H236ZM240 241H241V240H240ZM255 241H256V240H255ZM34 242H35V241H34ZM42 242H41V244H42ZM180 242H182V241L180 240ZM207 242H208L207 244H209V241H207ZM213 242H215V239L213 240ZM225 242H226V241H225ZM234 242H235V240H234ZM7 243H8V242H7ZM16 243H17V242H16ZM58 243H59V242H58ZM197 243H198V242H197ZM197 243H196V244H197ZM204 243H205V242H204ZM240 243H241V242H240ZM242 243H243V242H242ZM247 243H248V242H247ZM250 243H251V242H250ZM10 244H11V243H10ZM32 244H33V242H32ZM137 244H138V243H137ZM137 244H136V245H137ZM196 244H195V246H196ZM198 244H199V243H198ZM200 244H201V243H200ZM202 244H203V241H202ZM211 244H212V243H211ZM211 244H210V245H211ZM213 244H215V243H213ZM219 244H220V243H219ZM234 244H235V243H234ZM245 244H246V243H245ZM253 244H254V243H253ZM38 245H39V244H38ZM48 245H49V244H48ZM136 245H135V246H136ZM139 245H140V244H139ZM142 245H143V244H142ZM205 245H206V244H205ZM220 245H221V244H220ZM238 245H239V244H238ZM242 245H244V244H242ZM197 246H198V245H197ZM223 246H224V244H223ZM48 247H49V246H48ZM198 247H199V246H198ZM243 247H244V246H243ZM247 247H248V246H247ZM50 248H51V247H50ZM231 249H233V248H231ZM129 250H130V248H129ZM131 250H132V249H131ZM134 250H135V249H133V251H134ZM146 250H147V249H146ZM55 251H56V250H55ZM136 251H137V250H136ZM136 251H135V252H136ZM141 251H142V250H141ZM252 251H253V250H252ZM48 252H49V251H48ZM131 252H132V251H131ZM135 252H133V253H135ZM39 253H40V252H39ZM43 253H44V252H43ZM53 253H54V252H53ZM55 253H56V252H55ZM121 253H122V252H121ZM165 253H167V252H165ZM143 254H144V253H143ZM143 254H141V255H143ZM145 254H146V253H145ZM149 254H150V253H149ZM162 254H163V253H162ZM46 255H47V254H46ZM123 255H124V254H123ZM150 255H151V254H150ZM150 255H147V256H150ZM167 255H168V254H167ZM167 255H166V256H167ZM42 256H43V255H42ZM118 256H119V255H118ZM118 256H116V257H118ZM124 256H125V255H124ZM145 256H146V255H145ZM145 256H144V257H145ZM163 256H164V254H163ZM163 256H162V258H163ZM166 256H164V257H166ZM28 257H29V256H28ZM43 257H44V256H43ZM55 257H56V256H55ZM55 257H54V258H55ZM92 257H93V256H92ZM152 257H153V256H152ZM234 257H235V256H234ZM93 258H94V257H93ZM122 258H124V257L122 256ZM232 258H233V257H232ZM40 259H41V258H40ZM50 259H52V258H50ZM50 259H49V260H50ZM85 259H86V258H85ZM111 259H112V258H110V260H108V263H109V264H110L109 261H111ZM116 259H117V258H116ZM124 259L126 260L127 258H124ZM145 259H146V257H145ZM145 259H143V260H145ZM236 259H237V258H236ZM47 260H48V259H47ZM60 260H61V259H60ZM143 260H141V261H143ZM146 260H147V259H146ZM148 260H149V259H148ZM151 260H152V259H151ZM163 260H165V259H163ZM237 260H238V259H237ZM43 261H44V260H43ZM50 261H51V260H50ZM53 261H54V263H55V260H53ZM93 261H94V260H93ZM102 261H104V260H102ZM102 261H101V262H102ZM113 261H115V259H114ZM113 261H111V262H113ZM117 261L119 262V260H117ZM139 261H140V260H139ZM156 261H157V260H156ZM166 261H167V260H165V262H166ZM26 262H27V261H26ZM31 262H32V261H31ZM56 262H58V261H56ZM60 262H61V261H60ZM91 262H92V261H91ZM91 262H90V263H91ZM115 262H116V261H115ZM118 262H117V263H118ZM143 262H144V261H143ZM236 262H237V261H236ZM2 263H4V262H2ZM12 263H13V262H12ZM23 263H24V262H23ZM43 263H45V261H44ZM50 263H51V262H50ZM92 263H93V262H92ZM108 263H107V264H108ZM113 263H114V262H113ZM113 263H112V264H113ZM141 263H142V262H141ZM141 263H140V264H141ZM234 263H235V262H234ZM21 264H22V263H21ZM37 264H38V263H37ZM55 264H56V263H55ZM61 264H62V263H61ZM87 264H88V262H87ZM98 264H99V263H98ZM100 264H101V263H100ZM102 264H103V263H102ZM104 264H105V262H104ZM118 264H119V263H118ZM146 264H147V263H146ZM150 264H152V263H150Z\"/></svg>",
  "mask_w": 264,
  "mask_h": 264
}]
</instances>
